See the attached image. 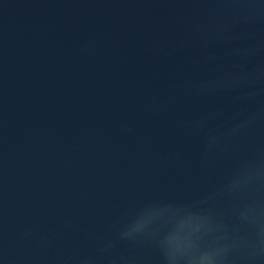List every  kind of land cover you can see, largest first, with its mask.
<instances>
[{
	"label": "water",
	"instance_id": "obj_1",
	"mask_svg": "<svg viewBox=\"0 0 264 264\" xmlns=\"http://www.w3.org/2000/svg\"><path fill=\"white\" fill-rule=\"evenodd\" d=\"M0 264H264V0H0Z\"/></svg>",
	"mask_w": 264,
	"mask_h": 264
}]
</instances>
